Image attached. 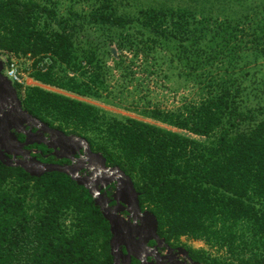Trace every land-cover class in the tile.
<instances>
[{
	"label": "trees",
	"instance_id": "16d2710c",
	"mask_svg": "<svg viewBox=\"0 0 264 264\" xmlns=\"http://www.w3.org/2000/svg\"><path fill=\"white\" fill-rule=\"evenodd\" d=\"M0 50L34 59L35 82L141 118L14 84L130 177L168 241L203 242L202 264L264 263V0H0ZM151 77L192 96L152 104ZM110 237L70 177L0 162V264H112Z\"/></svg>",
	"mask_w": 264,
	"mask_h": 264
},
{
	"label": "flooded vegetation",
	"instance_id": "af4514ba",
	"mask_svg": "<svg viewBox=\"0 0 264 264\" xmlns=\"http://www.w3.org/2000/svg\"><path fill=\"white\" fill-rule=\"evenodd\" d=\"M16 92L20 99L17 89ZM14 107L16 105L11 103L0 108V120L6 118L10 125V132L16 138L15 141L3 142L6 155L14 162L36 160L42 164L64 166L71 172H77L82 178L91 179L88 188L82 187L88 192L89 188L98 190L102 202L107 203L109 210L122 219L123 224H126L131 231L132 239L127 241L126 246L119 247L124 256L130 250L136 256L144 257L148 264H202L191 251V248H195L191 246L190 240L180 237L179 240L168 241L159 232L158 224L155 231L153 230L152 223L145 215V212L149 211L140 206L136 189L137 204L132 194L130 196L120 194L124 177L109 174L113 168L118 167H109L106 162L105 167H98L100 158L95 155L98 152L91 150L89 144L86 145L81 140L72 138L78 136L49 126L30 114L23 106L20 112L14 110ZM14 167L24 170L20 166ZM100 170L104 173L100 174ZM119 264H123L121 258ZM130 264H141V261L131 255Z\"/></svg>",
	"mask_w": 264,
	"mask_h": 264
},
{
	"label": "water",
	"instance_id": "95a60500",
	"mask_svg": "<svg viewBox=\"0 0 264 264\" xmlns=\"http://www.w3.org/2000/svg\"><path fill=\"white\" fill-rule=\"evenodd\" d=\"M4 65L0 60V108H4L7 105H11L14 103L16 107L14 110L21 111L22 102L17 96L16 89L14 88L13 84L2 75ZM76 140H81L83 143L88 145L87 141L82 138L72 137ZM14 135L10 132V125L7 122L6 118L0 120V162L8 167L20 166L24 169L26 173H28L32 177H40L44 172H58L63 173L69 176L72 180H74L78 185L84 186L88 188L89 183H91V179H85L78 176L77 172H71L64 166L54 165V164H42L37 162L36 160H32V162H14L13 159L9 158L6 154L7 152L6 147L3 145V142L7 140L15 141ZM97 157L100 158V164L98 167H105L106 160L100 153L95 154ZM108 171V170H106ZM100 174L104 173L103 170L99 171ZM110 175L118 174L119 176L124 177V181L121 183V193L125 196H130L131 194L134 197L135 203H138L137 192L135 191L134 184L128 175H125L124 172L119 170L118 168H113ZM90 187V186H89ZM90 195L94 198V203L96 206L99 207L100 212L104 219L108 222L109 230L111 234V238L109 241L110 246V254L113 258L112 264H119V259L123 260V264H130L131 255L135 256L141 261V264H148L144 257H138L130 250H128V254L126 256L123 255L122 251L119 249L122 245H127V241L132 239V234L130 229L123 224L122 219L117 217L115 214L109 210L107 203L102 202L101 198L99 197V191L93 190L89 188ZM147 219L152 223V228L155 231L157 227V220L155 216L150 212H145ZM264 264V263H261Z\"/></svg>",
	"mask_w": 264,
	"mask_h": 264
},
{
	"label": "rangeland",
	"instance_id": "374dc122",
	"mask_svg": "<svg viewBox=\"0 0 264 264\" xmlns=\"http://www.w3.org/2000/svg\"><path fill=\"white\" fill-rule=\"evenodd\" d=\"M113 47V53L115 55L118 54L117 50L115 49L114 46ZM15 60L17 61L20 70L25 74V82L27 86H39L42 87L46 90L49 91H53V92H57L72 98H76L79 99L81 101H85L87 103L93 104L95 106H98L102 109H104L105 111H108L114 115L120 116V117H133V118H138L141 119L140 117H138L136 114L120 109L118 107H114L111 105H106L102 102H98V101H94L88 98H83V97H78L75 95H72L70 93L61 91L59 89L53 88V87H49V86H45L42 85L38 82H35L29 75V73L32 70V65H33V61L34 59L29 58V57H15ZM145 86L148 89V97L151 100L152 104H157L159 107L161 108H173L176 107L177 105H179L181 103V101H183L184 98H191L192 94H191V89H182L180 87V84L178 81H174V82H167L161 78H155V77H151L149 80H145ZM178 90L175 92L173 91V89H177ZM147 121V120H146ZM191 242V246L194 247L195 249H199V248H204L207 249V247L204 245L203 242L201 241H192Z\"/></svg>",
	"mask_w": 264,
	"mask_h": 264
},
{
	"label": "built area",
	"instance_id": "2783aa9c",
	"mask_svg": "<svg viewBox=\"0 0 264 264\" xmlns=\"http://www.w3.org/2000/svg\"><path fill=\"white\" fill-rule=\"evenodd\" d=\"M15 55L10 54L8 52L0 50V60L2 61L3 75L14 85L20 87L21 95L24 94V90L27 87L25 82V74L20 70V67L15 60ZM34 63V61H33ZM51 63L50 57L44 56L39 59L37 63H35V69L44 72L47 70L48 66ZM33 68V65H32Z\"/></svg>",
	"mask_w": 264,
	"mask_h": 264
}]
</instances>
